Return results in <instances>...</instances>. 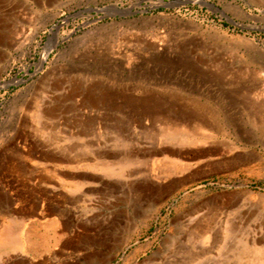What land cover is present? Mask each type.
<instances>
[{
	"label": "rangeland",
	"instance_id": "1",
	"mask_svg": "<svg viewBox=\"0 0 264 264\" xmlns=\"http://www.w3.org/2000/svg\"><path fill=\"white\" fill-rule=\"evenodd\" d=\"M176 1L0 0V236L15 223L36 245L0 250V264H79L89 244L111 257L107 264H162L156 252L167 235L209 220L218 246L188 264H232L226 246L241 235L245 264L264 260V74L255 73L264 67V0ZM198 105L225 136L187 155L144 154L143 145L158 143L149 130ZM57 137L87 143L86 152L116 166L130 156V174L168 161L185 169L154 183L137 175L121 183L101 168L48 172L43 158ZM137 192L160 204L144 224L133 214ZM227 220L236 222L232 236ZM127 222L138 227L122 250Z\"/></svg>",
	"mask_w": 264,
	"mask_h": 264
},
{
	"label": "bare ground",
	"instance_id": "2",
	"mask_svg": "<svg viewBox=\"0 0 264 264\" xmlns=\"http://www.w3.org/2000/svg\"><path fill=\"white\" fill-rule=\"evenodd\" d=\"M56 34V33H54ZM56 38V37H55ZM50 44H54L53 39L49 41ZM260 65V64H259ZM263 65V64H262ZM262 67V66H261ZM255 70V69H253ZM258 70V69H257ZM255 73H261L264 74V67L260 68L258 71H255ZM263 102V100H261ZM207 107V106H206ZM205 106H197L196 112L188 113L186 116H173L166 121H163L161 124L160 130L158 129L157 133L153 134L149 130L150 135L156 136V140H158V143H153L151 146L143 145L142 151L144 154H148L149 156L153 154H163L164 156H182L187 155L189 150L193 147H196L195 145L199 142H206L208 138L217 137V136H225V132L219 127L218 123L214 120L212 117L213 115L207 111V108ZM209 108V107H208ZM264 109V105H263ZM51 109L42 110V114L49 115ZM53 112V111H52ZM39 114V113H38ZM204 115V117H202ZM41 116V115H40ZM201 116V117H200ZM39 117V116H38ZM49 117V116H48ZM48 119V118H47ZM166 119V118H165ZM164 120V119H163ZM41 122V121H40ZM43 123V122H41ZM46 123V122H45ZM264 127V122H261ZM78 126V125H77ZM149 128V127H148ZM151 128V127H150ZM205 128H208L211 132L205 133L203 131ZM145 130V129H144ZM74 131V130H73ZM146 131V130H145ZM147 132V131H146ZM145 132V133H146ZM81 133V132H80ZM144 133V132H143ZM63 134V133H62ZM82 134V133H81ZM70 135V134H69ZM148 135V133H147ZM146 135V136H147ZM52 136V135H51ZM73 135L71 134V137ZM54 137V136H53ZM69 137V136H68ZM153 137V138H154ZM201 137V138H200ZM52 138V137H51ZM117 138V137H116ZM47 139V138H46ZM50 139V138H49ZM129 139V138H128ZM62 140V139H61ZM155 140V139H154ZM124 141V140H123ZM122 142V141H121ZM155 142V141H154ZM91 143V142H90ZM89 143V144H90ZM208 143V142H207ZM48 144V143H47ZM50 144V143H49ZM52 144H54V147L50 152L45 154V157L43 158L45 161L49 159L51 161L50 166L53 169H48V172H56L58 169L63 167H86V168H101L106 171L108 176L115 177L117 179L121 178V183L125 182L129 179V177L134 176H144L145 180L148 182L154 183L155 181H160L169 178L173 174H177L182 172L185 168L183 164H179L178 162H171L168 161V163L164 162L162 166H160L161 170L156 172L155 170L148 169L147 171H139L136 174H130L126 172V166L133 160L130 156H126L123 161H121V164L118 166L115 165V162L113 161H107L104 158H102L101 153H93L90 155L88 152H86L87 149H89V146L87 143H83L81 148L79 147H70L65 146L61 143L60 139L54 138L52 140ZM140 144V143H139ZM142 144V143H141ZM51 145V144H50ZM49 145V146H50ZM78 146L80 144H77ZM95 145V144H94ZM123 145V144H122ZM96 146V145H95ZM138 147V146H137ZM38 148V147H37ZM36 148V150H37ZM99 148V147H98ZM107 148V147H105ZM200 148V147H199ZM91 149V148H90ZM201 149V148H200ZM203 149V148H202ZM21 151V150H20ZM40 151V150H39ZM98 151V150H97ZM96 151V152H97ZM194 154H201L205 151L203 150H194ZM14 153V152H13ZM35 153V152H34ZM128 153V152H127ZM138 153V152H137ZM23 154V153H22ZM40 154V153H39ZM42 154V153H41ZM28 155V154H26ZM93 155V156H92ZM132 155V154H131ZM39 156V155H38ZM44 156V155H43ZM109 156V155H108ZM137 156V155H136ZM144 156V155H143ZM142 156V157H143ZM30 157V156H29ZM134 157V156H133ZM35 158V157H33ZM37 158V157H36ZM191 158V157H190ZM14 159V158H13ZM146 159V158H145ZM157 159V158H156ZM197 159V158H196ZM24 161V160H22ZM151 161V160H150ZM25 163V162H24ZM53 163V164H52ZM17 164V163H16ZM27 165V164H26ZM142 165V164H141ZM25 166V165H24ZM28 166V165H27ZM43 166V165H42ZM47 166V165H46ZM19 168V167H17ZM47 169V167H45ZM142 169V168H141ZM43 171V170H42ZM28 172V169H27ZM36 172V171H35ZM59 172V171H58ZM61 172V171H60ZM59 172V173H60ZM131 172V171H129ZM47 173V172H46ZM62 173V172H61ZM75 173V172H74ZM44 174V173H42ZM64 174V173H63ZM66 174V173H65ZM76 175V174H74ZM53 176V175H52ZM176 176V175H175ZM74 177V176H73ZM80 177V176H79ZM33 178V176H32ZM47 178V177H46ZM99 178V177H98ZM112 179V178H111ZM133 179V178H132ZM44 180V179H43ZM46 180V179H45ZM123 180V181H122ZM137 180V179H136ZM142 180V179H141ZM119 181V180H118ZM170 181V180H169ZM178 181V180H177ZM78 182V181H77ZM163 182V181H161ZM180 182V181H179ZM62 183V182H61ZM134 183V182H132ZM132 183H129L132 185ZM60 184V183H59ZM112 184V183H111ZM116 184V183H115ZM118 184V183H117ZM137 184V183H136ZM147 183H145L146 185ZM121 185V184H120ZM159 185V184H158ZM117 185H115L116 187ZM151 186V185H150ZM155 186V185H154ZM109 187V186H108ZM140 187V186H139ZM153 187V186H151ZM122 188V187H121ZM168 188V187H166ZM78 189V188H77ZM80 189V188H79ZM87 189V188H86ZM136 189V188H135ZM155 189V188H154ZM55 190V189H54ZM138 190V189H137ZM140 190V189H139ZM143 190V189H142ZM152 190V189H151ZM159 190V188H158ZM58 191V190H57ZM75 191V190H73ZM81 191V190H80ZM79 192V191H78ZM153 192V191H152ZM151 192V194H152ZM62 193V192H61ZM76 193V192H75ZM156 193V192H155ZM74 194V193H73ZM120 194V193H119ZM72 195V194H71ZM115 195V194H114ZM136 197L133 198V214L137 216L141 220V224H144L145 222L149 221L151 218H156L158 211L160 210V204L153 199L144 198L143 195L135 194ZM154 195V194H153ZM148 196V195H147ZM145 196V197H147ZM112 197V196H111ZM117 197V196H116ZM130 197V196H129ZM151 197V196H150ZM158 197V196H157ZM118 198V197H117ZM120 198V196H119ZM118 198V199H119ZM102 199V198H101ZM123 199V198H121ZM132 199V198H131ZM161 199V198H160ZM100 200V199H99ZM116 200V199H115ZM128 200V199H127ZM78 201V200H77ZM117 201V200H116ZM129 202V201H128ZM99 203V202H98ZM104 203V201H103ZM101 204V203H100ZM106 207L109 206L108 203H106ZM225 204V203H224ZM221 205V204H220ZM113 206V205H112ZM116 206V205H115ZM110 208V207H109ZM111 209V208H110ZM114 209V207H113ZM201 209V208H200ZM102 210V209H101ZM211 212V211H210ZM100 214V213H99ZM103 214V213H102ZM216 214V213H215ZM110 216V215H109ZM235 216V215H234ZM197 217V216H196ZM246 217V216H244ZM110 218V217H109ZM135 218V217H134ZM192 218V217H191ZM94 219V218H92ZM91 219V220H92ZM111 219V218H110ZM130 219V218H129ZM190 219V218H189ZM202 219V218H201ZM244 219V218H243ZM132 220V218L130 219ZM175 220V219H174ZM200 220V219H198ZM90 221V220H89ZM101 221V220H100ZM109 221V220H108ZM189 221V220H188ZM193 220L190 219V222ZM238 221V220H236ZM242 221V220H241ZM94 222V221H92ZM112 222V220H111ZM105 223V222H104ZM114 223V222H112ZM243 223V222H241ZM21 224V223H20ZM89 224V223H88ZM98 224V223H97ZM107 225V224H106ZM112 225V224H111ZM240 225V224H239ZM21 226V225H20ZM90 226V225H89ZM18 226L13 225L7 226L5 230L2 232L0 236V250L2 252L4 250H13V251H25V245L29 249H33L36 247L35 243L32 240V233L29 230H26L25 228H17ZM138 226L135 224H130L127 222L126 226L124 228L122 227V230L125 232V234L122 236L120 243L118 244V248L122 249L123 247H126L130 241L133 239V234L135 233ZM212 221H207L205 224L202 223V221H197L191 223V226L189 230L187 231V234L183 236H174L171 234L167 235L162 243L159 250L156 252V255L158 258H160L162 261V264H188L190 261H192L197 256L206 255L211 248L214 246H218V243L220 239H218V236L215 235L213 237V241L210 242L211 239V229H212ZM220 227V226H219ZM118 228V227H117ZM102 229V227H101ZM177 229V228H176ZM48 231H53L56 235V231L53 227V224H50L47 228ZM98 230V229H97ZM108 231V229H107ZM111 231V230H110ZM236 231V222L232 220H227L224 225V232L226 233V236H232L234 232ZM242 231V230H241ZM97 232V231H96ZM106 232V230H105ZM172 232V231H171ZM215 233V232H214ZM240 233V232H239ZM102 234V233H101ZM219 234V233H216ZM264 235V234H263ZM103 236V235H102ZM100 238V237H99ZM105 238V237H104ZM113 238V237H112ZM230 238V237H229ZM254 238V237H253ZM98 239V237H97ZM102 239V238H101ZM108 239V238H107ZM197 239V241H196ZM232 239V238H231ZM264 239V238H263ZM119 240V239H117ZM223 240V239H222ZM259 240V239H258ZM86 241V240H85ZM140 241V240H138ZM91 242V241H90ZM101 242V241H100ZM95 242V245H103V243ZM195 242L198 243V246H192L191 243ZM226 242V241H224ZM231 242V241H230ZM63 243V242H61ZM71 243V242H70ZM87 243V242H86ZM92 243V242H91ZM107 243V242H106ZM77 244V243H76ZM64 245V244H63ZM70 245V244H69ZM94 245V244H92ZM65 246V245H64ZM225 246V245H224ZM76 247V246H75ZM94 247V246H93ZM93 247L89 244L86 248H84L83 253V261H80L79 264H107L111 260V257L106 253L103 254L100 250H94ZM110 247V246H109ZM108 247V248H109ZM249 244L248 241L245 240L244 236L241 235L238 239L235 245L233 246H226V251L228 248L229 250L234 252L235 260L232 262V264H245V257L244 253L249 250ZM142 248V247H141ZM140 248V249H141ZM152 248V247H151ZM41 249L48 250L47 248V242L45 241L41 245ZM80 249V248H78ZM118 249V250H119ZM112 250V249H111ZM117 250V251H118ZM123 250V249H122ZM29 251V250H28ZM76 251V250H75ZM79 251V250H78ZM80 252V251H79ZM117 253V252H116ZM224 252H219V256H224ZM13 254V253H12ZM218 254V253H217ZM226 254V253H225ZM255 255L260 256L261 251L256 250ZM57 255V254H56ZM111 255V254H110ZM23 256V255H22ZM229 256V255H228ZM1 257V254H0ZM10 257V256H8ZM74 257V256H73ZM231 257V256H230ZM16 258V257H15ZM223 259V257H221ZM3 259V258H2ZM78 260V259H77ZM82 260V259H81ZM18 261V260H17ZM25 261V260H24ZM216 261V260H215ZM2 262V261H1ZM26 262V261H25ZM41 262V261H40ZM65 262V260H64ZM128 262V261H126ZM137 262V261H136ZM5 263V262H4ZM31 263V262H30ZM204 263V262H202ZM201 263V264H202ZM23 264V263H22ZM48 264H51L50 262ZM212 264H230L226 263V261L223 260H217L215 263ZM247 264H264V260L259 259L256 261H248Z\"/></svg>",
	"mask_w": 264,
	"mask_h": 264
},
{
	"label": "water",
	"instance_id": "3",
	"mask_svg": "<svg viewBox=\"0 0 264 264\" xmlns=\"http://www.w3.org/2000/svg\"><path fill=\"white\" fill-rule=\"evenodd\" d=\"M190 0H177L176 2H179V3H187L189 2ZM201 2L205 3L204 0H200Z\"/></svg>",
	"mask_w": 264,
	"mask_h": 264
}]
</instances>
